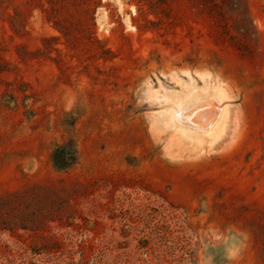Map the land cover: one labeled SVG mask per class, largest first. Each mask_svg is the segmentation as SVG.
I'll return each mask as SVG.
<instances>
[{"label": "rangeland", "instance_id": "rangeland-1", "mask_svg": "<svg viewBox=\"0 0 264 264\" xmlns=\"http://www.w3.org/2000/svg\"><path fill=\"white\" fill-rule=\"evenodd\" d=\"M209 255L264 264V0H0V264Z\"/></svg>", "mask_w": 264, "mask_h": 264}, {"label": "clouds", "instance_id": "clouds-1", "mask_svg": "<svg viewBox=\"0 0 264 264\" xmlns=\"http://www.w3.org/2000/svg\"><path fill=\"white\" fill-rule=\"evenodd\" d=\"M230 231V229H226V234L214 236V241L218 245L224 247L227 259L232 261L243 250L244 244L243 241L239 240L237 237L227 234ZM204 264H213V257L211 255L207 256L204 260Z\"/></svg>", "mask_w": 264, "mask_h": 264}, {"label": "trees", "instance_id": "trees-1", "mask_svg": "<svg viewBox=\"0 0 264 264\" xmlns=\"http://www.w3.org/2000/svg\"><path fill=\"white\" fill-rule=\"evenodd\" d=\"M52 161L56 166H60L61 169H69L74 166L77 161V153L74 146L60 145L56 146L52 153Z\"/></svg>", "mask_w": 264, "mask_h": 264}]
</instances>
